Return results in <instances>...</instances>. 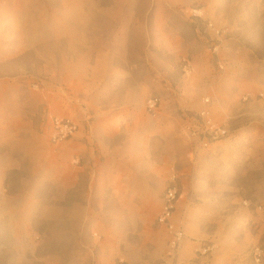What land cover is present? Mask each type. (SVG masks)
<instances>
[{
    "label": "rangeland",
    "instance_id": "obj_1",
    "mask_svg": "<svg viewBox=\"0 0 264 264\" xmlns=\"http://www.w3.org/2000/svg\"><path fill=\"white\" fill-rule=\"evenodd\" d=\"M73 1L0 0V264H264L235 156L264 139V0ZM208 97L230 134L205 149L187 128ZM56 117L77 125L58 144ZM173 182L174 259L157 223Z\"/></svg>",
    "mask_w": 264,
    "mask_h": 264
},
{
    "label": "built area",
    "instance_id": "obj_2",
    "mask_svg": "<svg viewBox=\"0 0 264 264\" xmlns=\"http://www.w3.org/2000/svg\"><path fill=\"white\" fill-rule=\"evenodd\" d=\"M209 28L214 32L216 36L224 35V31L217 27L214 23H209ZM222 40H218V43L211 44V51L217 59V65L219 69H224V62L220 56V51L223 45H221ZM225 43V42H224ZM223 43V44H224ZM189 67V64L186 66ZM252 94L245 96V99L251 97ZM258 96L262 97V94ZM205 106L201 108L195 115L193 124L188 126V135L196 140H199L200 144L205 148H210L211 145L218 144L226 139H228L230 130L229 127L220 121H217L212 115L213 110L210 105V98L204 99ZM159 104L157 98H150L147 101L146 107L149 112H154ZM54 132L52 134V141L56 144L64 142L77 132V125L75 122L69 119H62L56 117L53 119ZM180 198V191L178 185L173 182L165 191L163 198V206L158 215L157 223L167 229V231L172 235V239L169 241V251L168 255H174L178 248L179 242L184 237V233L181 229L175 227L172 223V217L175 214L178 200ZM247 205V202L244 203ZM206 252V250L204 251Z\"/></svg>",
    "mask_w": 264,
    "mask_h": 264
},
{
    "label": "crops",
    "instance_id": "obj_3",
    "mask_svg": "<svg viewBox=\"0 0 264 264\" xmlns=\"http://www.w3.org/2000/svg\"><path fill=\"white\" fill-rule=\"evenodd\" d=\"M260 83H262V82H260ZM262 87H264V86H262ZM263 117H264L263 115H260L259 119L262 120ZM258 140L259 141H257L255 144L259 145L260 149H262V151L260 153L256 149V145H255V147L253 148L255 151L252 154L246 155L245 153H238L235 156H237L239 158L242 156H245L244 161L247 160V164H245L246 166L242 165L240 167L241 172L243 173L240 175L248 177L246 184L248 183V185L250 187L242 185L240 188L243 191H253L255 193V195H259L257 198L258 202L264 203V139H258ZM219 146H221V145H219ZM219 146H216V147H219ZM229 156H230V154H229ZM237 160H240V159H237ZM231 161L232 160L230 159V157H227L226 167H223V169H226V172L224 171L223 173L228 175V179L230 178V176L233 175L230 171V165H234V162L231 163ZM238 163H239V161H238ZM238 172H240V171H238ZM239 181H240V179H239ZM240 184H242V183H240ZM209 188H210V190H213V188H211V187H209ZM224 188H226V186L225 187L223 186V189Z\"/></svg>",
    "mask_w": 264,
    "mask_h": 264
},
{
    "label": "bare ground",
    "instance_id": "obj_4",
    "mask_svg": "<svg viewBox=\"0 0 264 264\" xmlns=\"http://www.w3.org/2000/svg\"><path fill=\"white\" fill-rule=\"evenodd\" d=\"M67 1H70V2H73L74 3V1L73 0H67ZM93 8H94V5H93ZM218 26V25H217ZM219 26H221V25H219ZM37 27V25L35 24L34 25V28H36ZM233 36H234V38H235V35H234V33H233ZM236 39V38H235ZM35 40H36V38L34 39V37L31 39V41L33 42H35ZM30 41V40H29ZM30 41V42H31ZM231 45V44H230ZM231 50H228V51H224L223 53H222V60L223 61H225V58H226V56H230L231 57ZM234 62V61H233ZM235 63V62H234ZM224 66H226V68H227V64H224ZM226 68H225V70H226ZM243 84H244V82H243ZM243 94H251L250 92H247V93H243ZM253 94V97H255V99H263L262 101H258L257 103H255L254 105H256L257 106V108H260V107H263L264 106V89L263 90H261V92H259V93H252ZM259 94H262V97H258V95ZM212 107V106H211ZM214 107L216 108V103H215V101H214ZM212 110H213V108H212ZM212 115H215V119L217 120V121H220V122H222V123H225L224 121L225 120H222L221 118H219V116L217 115V113H216V110L214 111L213 110V113H212ZM256 149L259 151V153L262 151V149H260V146L259 145H257L256 144ZM162 206H163V203H162ZM261 207V206H260ZM177 208V207H176ZM176 212V211H175ZM172 223L175 225V227L176 228H178V229H181L182 231H183V233H184V237L182 238V240L179 242V245H178V248H177V250L175 251V253H174V255H173V259L175 258V257H179V255H180V251H181V247H182V244H183V242H184V239H185V231H184V228H183V226L182 225H180V224H177V222H176V220H175V214L173 215V217H172ZM163 227V226H162ZM165 228V227H164ZM166 229V228H165ZM167 230V229H166ZM169 237V239H172V235H170V236H168Z\"/></svg>",
    "mask_w": 264,
    "mask_h": 264
}]
</instances>
